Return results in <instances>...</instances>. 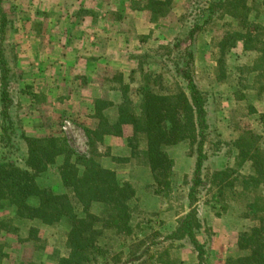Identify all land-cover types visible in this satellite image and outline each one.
<instances>
[{"label":"rangeland","instance_id":"obj_1","mask_svg":"<svg viewBox=\"0 0 264 264\" xmlns=\"http://www.w3.org/2000/svg\"><path fill=\"white\" fill-rule=\"evenodd\" d=\"M14 1L0 0V25L2 18L4 20L0 52L10 71L8 93L13 103L10 110L13 129L17 137H59L79 155L86 153V139L80 128L83 121L78 116L85 111L78 97L86 88L83 87L86 80L77 70L79 65L92 67L94 73L91 81L101 86L100 94L105 97L103 101L108 100L113 105L106 112L110 119L115 117L113 108L122 99L118 92L120 86L126 85L131 78L134 80L131 83L133 86L143 79L137 70L138 62L142 61V69L150 72L144 81L148 82L154 93L176 96L184 91L185 83L175 77L166 60L177 56L172 52L174 40L185 37L196 19H204L201 10L207 7L208 2L171 0L161 9L153 4L148 5V0H17L15 4ZM246 3L249 8V30H241L236 21L227 19L225 12H222L223 19L206 25L189 48L193 55L190 66L193 80L208 95L207 124L210 136L209 145L205 146L208 159L203 166L204 182H209L212 174L219 169L235 170L234 165L241 161L237 157L239 148L233 143L246 133H251L255 138L261 132L257 116H264V91L260 89L264 86V65L259 59L262 51L245 50L238 43L235 49L225 51L222 56L217 47L224 35L233 32L250 34L251 38L264 43L263 2L247 0ZM35 14L41 19L28 23L29 17ZM61 25L64 32L60 31ZM30 31L32 39L26 35ZM135 33L140 36H135ZM249 47L261 49L253 43ZM19 54L34 59L37 63L34 66L39 65V71H46L32 75L22 72L17 68ZM219 59L221 63H218ZM43 77L47 78L46 84H43ZM33 83H41L38 87L45 85L48 91L46 96L40 92L44 91L42 88L37 89L41 94L38 95L36 107L29 106L28 100L19 95V90L25 91ZM48 97L58 100L59 105H47L45 100ZM132 100L137 103V99ZM251 107L256 115L249 111ZM261 137L262 141L256 140L255 146L264 154V133ZM16 143L19 152L0 144V156L5 155L9 160L7 162L21 165L25 149L21 139L17 138ZM138 145L140 150L137 157L131 160V168L123 171L130 174L135 189V197L130 202L131 234L126 237L124 248L125 254L130 253L131 257L140 255L148 245L160 243L174 229L177 220L188 212L187 190L195 162V153L188 143L168 148L166 153L173 162V172L168 190H164V193L161 191L163 195L158 196L154 194L151 173L143 165L144 144L140 141ZM104 149L112 155L125 153L123 141H106ZM60 165L61 160L49 166V178H40L36 183L42 187L54 185ZM248 170L245 164L236 171L246 174ZM256 180L260 181L259 186L252 193L243 190L238 178L233 182L231 196L228 189L224 190L222 202L227 211L219 218L215 217L217 210H212L208 204L213 186H208L199 194L194 210L202 229L196 238L204 245L206 260L210 264H221L228 257L236 258L244 254L237 249L236 243L238 234L252 226L249 220L242 218L248 203L246 197H258L259 207L264 205V179L259 177ZM54 186L57 187L55 192L61 193L62 188ZM99 209V206L93 205L91 212L97 214ZM66 226L60 223L43 227L19 219L13 208L3 203L0 206V264H49L40 262L43 255L53 259L66 257ZM33 228L39 229L40 240L37 243L28 240L29 230ZM105 238L108 245L112 243V252L107 254L108 263L120 264L123 260L116 253L122 250L119 244L124 238L111 233H105ZM158 246L152 251L145 250L141 261L135 264H158L157 257L161 252L166 258H162V264H177L176 261L180 264L197 263L186 238Z\"/></svg>","mask_w":264,"mask_h":264},{"label":"trees","instance_id":"obj_2","mask_svg":"<svg viewBox=\"0 0 264 264\" xmlns=\"http://www.w3.org/2000/svg\"><path fill=\"white\" fill-rule=\"evenodd\" d=\"M170 1L148 0L147 3L162 9ZM246 2L247 0H208L207 7L201 10L204 19H196L185 37L174 40L172 52L177 56L174 59H167L166 63L175 77L185 83L184 91L169 97L154 93L148 82L144 81L150 76V72L142 69L141 61L138 62L137 70L143 78L142 83L133 86L131 83L134 80L131 78L126 85L120 86L118 92L122 99L113 108L114 118L110 119L105 114V110L113 107L111 103L103 100L95 102L93 117L97 126L94 129H82L87 142L84 155L75 153L66 141L59 137L44 139H33L24 135L17 137L10 117V110L13 107L8 93L10 71L0 52V144L4 148L19 152L16 143V139L19 138L25 149L21 165L13 161L7 162L9 160L5 155L0 156V206L5 203L13 208L17 218L37 222L43 227L56 226L60 223L67 225L65 248L68 255L57 256L54 259L43 255L40 262L109 264L107 254L112 252V243L107 244L105 233H111L124 238L119 244L122 250L116 253L120 260H123L120 264L138 263L145 250L152 251L159 247L158 244L166 246L183 238H186L192 247L196 255V264H210L206 260L204 245L196 238L202 224L194 206L198 202L199 194L211 185L213 188L208 204L212 210H217L215 217L219 218L227 211L222 202L224 190L228 189L231 196L233 182L237 178L245 192L257 191L260 181L256 178L264 179V154L256 148L255 141H262L264 116H257L261 127L257 138H253L251 133H246L233 143V146L239 148L237 157L241 161L234 165L235 170L219 169L212 174L209 182H204L203 166L208 159L205 146L209 145L210 136L207 124L208 95L202 92L193 80L190 68L193 55L189 48L206 25L223 19L222 12H225L227 19L236 21L241 30L244 31L246 28L249 30L247 20L249 8ZM262 2L264 5V0ZM0 12L2 13L1 10ZM0 28V34L3 35V18ZM2 41L1 38L0 42ZM260 42L251 38L250 34L233 32L224 35L217 47L222 56L225 51L235 49L238 43H241L245 50L262 51L259 59L264 65V43ZM250 43L259 45L261 49L250 48ZM185 44L186 47L183 48ZM218 63H221L220 59ZM260 89L264 91V86ZM128 93L131 95L127 96ZM132 98L137 99V103H134ZM252 109L249 108V111L253 113ZM124 132L131 160L137 157L138 144L140 141L143 142V165L151 173L154 194L158 196L163 195L161 191L164 193V190H168L169 178L173 172V162L168 158L166 150L181 143H188L195 153L192 178L187 190L188 212L177 220L174 229L167 237L162 238L160 243L144 247L143 252L134 257H131L130 253L125 254L124 248L126 237L131 234L130 202L135 197V189L129 183L119 181L114 172L104 169L99 162L101 154L98 153V146L105 138H121L125 136ZM59 160L61 165L57 169L58 185L62 187L63 193H56L57 187L54 185L42 187L36 183L40 178H49L47 176L49 166ZM111 160L125 163L129 159ZM245 164L249 167L246 174L236 171L241 170ZM246 200L248 203L244 207L245 213L242 218L249 220L252 226L248 231L238 234L236 243L237 249L244 254L236 258L228 257L221 264H264V205L259 207L258 197H246ZM93 205L100 207L97 214L91 212ZM38 234L39 229H30L28 240L37 243L40 240ZM159 254L157 263L162 264L164 263L162 258H166L163 252ZM176 263L180 264L178 261Z\"/></svg>","mask_w":264,"mask_h":264},{"label":"crops","instance_id":"obj_3","mask_svg":"<svg viewBox=\"0 0 264 264\" xmlns=\"http://www.w3.org/2000/svg\"><path fill=\"white\" fill-rule=\"evenodd\" d=\"M160 1H163V0H160ZM13 3L14 4L17 3V0H15ZM132 16H133V14L131 15V17ZM29 18H30V20L28 21V23L34 22L35 20H37L35 22H38V20L41 19V18H37L36 14L33 17H29ZM60 28H61V30H60L61 32L65 31L62 28V25H61ZM31 33H32V31L26 32V35L30 39H32V37H33ZM135 34H137L135 36H140L141 32H140V34H138V33H135ZM144 34H146V33H144ZM147 35H148V33H147ZM18 52L22 53V51H18ZM54 52H57V51H54ZM18 58H19V61H17V64H18L17 68H19V70H21L24 73L25 72L26 73L30 72L31 75H32L34 72H38L39 73V72H42L43 70L46 71L45 69L39 71V65L34 66V64H37L34 59H31L29 57L23 56L22 54H19ZM31 65H33L34 67H32ZM37 68H38V71H37ZM77 70H78V72H80V76L82 78H85V80H86L85 81V85L83 86V87H86V88H85L84 92L82 93V96L78 97L79 104L81 103L80 105H83L85 107V111L83 113L80 112L79 115H78L79 117H81V121H83V126H81L80 128L81 129H94L97 126L96 125L97 122H96V120L93 117V115H94V103L97 102V101L103 100L105 97L103 96V94H100V88L99 87H101V86H99V85L95 84L93 81H91V76L94 73L92 67H90V66H87V67L83 66L82 67L81 65H79ZM43 78H44V81H43L44 83L43 84H46L45 80L47 78H45V77H43ZM83 82H84V79H83ZM39 84H41V83H38V84L37 83H33L32 85H30V87H26L25 91H23V90L20 91L19 90V95H21V97H24L26 100H28L29 106H31V107H36V105H38V98H39L38 95L41 94L40 92H42V94L47 96L48 91H46V89L44 88L45 85L43 87H41V86L38 87ZM51 84H55V83L52 82ZM38 88L40 90L42 88L44 91L37 92ZM106 101H108V100H106ZM45 102H46L47 105H51V104L59 105L58 104V100L50 99V97H48V99L45 100ZM108 103H110V101H108ZM107 111L108 110H105V114H107L106 113ZM40 135H41V133L38 135V137ZM124 135L125 136H123L121 138L107 137V138H105L103 140V142L98 146V153L101 154V158H100L99 162H100L101 166L104 169H107V170H110V171L114 172L116 174V176H117L119 181L127 182V183H129L130 185L133 186V181H131V179L129 178L130 174H125L123 172L128 167L131 168V166H132L131 165V159L129 158L130 157V151L127 148L126 133ZM106 141H110V142L123 141L124 142L125 153H123L122 155H117V154H113L112 155L110 153L108 154L106 152V150L104 149V145H105ZM86 144H87V142L85 140V149H86ZM112 158L123 159V160L130 159V160H128V162L125 161V163H119V162L116 163V161L113 162V160H111ZM55 182L53 183L54 185L61 187L60 184L58 185V183H59L58 179H57V182H56L57 184ZM61 193H63V189H62ZM33 223H37V222H33Z\"/></svg>","mask_w":264,"mask_h":264}]
</instances>
